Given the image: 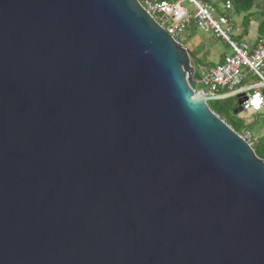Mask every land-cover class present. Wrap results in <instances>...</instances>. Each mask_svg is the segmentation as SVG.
Returning <instances> with one entry per match:
<instances>
[{"label": "water", "instance_id": "water-1", "mask_svg": "<svg viewBox=\"0 0 264 264\" xmlns=\"http://www.w3.org/2000/svg\"><path fill=\"white\" fill-rule=\"evenodd\" d=\"M139 0H0V264H264V160Z\"/></svg>", "mask_w": 264, "mask_h": 264}, {"label": "built area", "instance_id": "built-area-1", "mask_svg": "<svg viewBox=\"0 0 264 264\" xmlns=\"http://www.w3.org/2000/svg\"><path fill=\"white\" fill-rule=\"evenodd\" d=\"M143 8L166 32L177 40L184 31L193 26L205 33L214 34L230 47L232 54L216 65H199L197 86L194 93L199 96L218 95L219 91L234 92L251 75L256 79L248 97L242 103L243 111L258 112L264 106V37L258 38L254 46L243 40H234L230 34L234 30L233 20L227 16H214L212 4L203 0H139ZM187 3L188 6L183 4ZM231 2L223 8L230 10ZM240 33V29L236 28ZM237 89V90H236ZM240 135L250 146L256 139L249 130Z\"/></svg>", "mask_w": 264, "mask_h": 264}, {"label": "trees", "instance_id": "trees-1", "mask_svg": "<svg viewBox=\"0 0 264 264\" xmlns=\"http://www.w3.org/2000/svg\"><path fill=\"white\" fill-rule=\"evenodd\" d=\"M226 1H230L232 5L231 6L232 8L228 10L229 11L228 17H230L233 20L235 17H241L240 25L242 28V33L239 36V38H242L243 37L242 34L245 35L248 32L250 23L255 19V16L257 14L255 8L257 4V0H215L216 3H221L223 6L226 3ZM205 2L210 3L208 1ZM210 4H214V3H210ZM260 15H262V17L264 18V12L260 13ZM257 35L258 38L264 37V19L258 25ZM190 55H191V63H192V59L194 58V55L191 51H190ZM196 76H197V71H195V77ZM248 80L249 79L247 78L245 83L248 82ZM252 82L254 84V81ZM227 93L229 92L219 91L218 95L227 94ZM207 103L210 109L213 112H215L229 126H231V128H233L237 133L240 134L242 130H244L243 121L240 119L239 116L234 115V111L238 106L237 99L235 96L228 97L222 100H212V101H208ZM253 149L255 150L257 156L264 160V144L262 143L255 144L253 146Z\"/></svg>", "mask_w": 264, "mask_h": 264}, {"label": "rangeland", "instance_id": "rangeland-1", "mask_svg": "<svg viewBox=\"0 0 264 264\" xmlns=\"http://www.w3.org/2000/svg\"><path fill=\"white\" fill-rule=\"evenodd\" d=\"M208 1L212 4L215 11L214 16H227L229 15V11L225 10L223 8V5L221 3H216L215 0H204ZM184 6H188L187 3L183 4ZM239 18V19H238ZM235 17V21L239 22L241 20V17ZM235 23V22H234ZM241 34H239L236 31V28H234L233 32L230 34V36L234 40H242L245 38V35H243L242 38H239ZM177 41L186 46L189 51H191L194 55V58L192 59L193 66H197V61L202 62L203 64H211L216 65L220 62L221 59H223L226 55L232 54V51L230 47L222 40L221 38L216 37L214 34H208L204 31L200 30L196 27H189L187 28L184 33H182L180 36L177 37ZM248 82H246L244 85H250L252 81L255 82V80L252 78L251 75L248 77ZM253 83V82H252ZM237 90V89H236ZM264 112V110L262 111Z\"/></svg>", "mask_w": 264, "mask_h": 264}, {"label": "crops", "instance_id": "crops-1", "mask_svg": "<svg viewBox=\"0 0 264 264\" xmlns=\"http://www.w3.org/2000/svg\"><path fill=\"white\" fill-rule=\"evenodd\" d=\"M255 8L257 11L255 19L251 21L248 32L245 34V38L242 39L244 42L248 43L251 47L256 44V41L258 39V35H257L258 25L264 19L262 15H260V13L264 12V0H257V4ZM240 24H241V20H239V22H236L234 18L233 25L235 28L240 29L239 34L242 33V28ZM223 60L224 58L221 59L219 63L223 62ZM199 65H211V64L208 63L203 64L202 62L197 61L196 71ZM253 79L255 80L254 83H256V79L254 77ZM244 84L245 82L242 84V86L239 89H244L246 87L253 85V83L252 84L250 83V85L248 84L244 85ZM263 92H264V88H263ZM263 110H264V106L258 112L244 111L242 114L239 115L240 119L243 121L244 130H249L252 132L254 138L256 139V144H260V143L264 144V112H262Z\"/></svg>", "mask_w": 264, "mask_h": 264}]
</instances>
